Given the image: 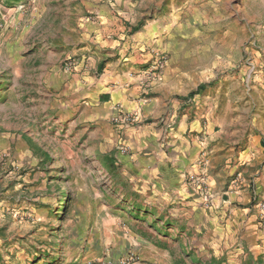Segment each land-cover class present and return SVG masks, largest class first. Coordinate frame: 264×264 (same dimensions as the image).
<instances>
[{
  "label": "rangeland",
  "instance_id": "374dc122",
  "mask_svg": "<svg viewBox=\"0 0 264 264\" xmlns=\"http://www.w3.org/2000/svg\"><path fill=\"white\" fill-rule=\"evenodd\" d=\"M160 2L145 8L134 24L103 28L87 0H0V264H127L126 230L150 233L146 227L177 234L179 264H252L249 258L239 263L235 256L220 255L214 246L203 253L190 248L192 237L199 244L219 242L212 232L194 236L180 225L172 232L170 224L161 223L163 216L138 210L132 216L111 215L118 227L115 241L104 233L100 242L93 232L106 228L107 207L115 202L107 180L115 135L88 131L79 121L88 113V78H99L118 56L97 53L101 39L118 37L116 45L126 49L127 35L145 19H159L146 70L161 51L158 74L165 82L157 93L174 99L179 117L189 113L194 131H212L200 139L205 143L200 159L205 151L219 153L212 135L217 131H245L243 141L249 131H264L261 0ZM85 54L96 57L97 73L80 75L75 69ZM166 117V108L160 109L152 121L161 125ZM214 155L211 172L221 162ZM118 203L121 210L132 204Z\"/></svg>",
  "mask_w": 264,
  "mask_h": 264
},
{
  "label": "crops",
  "instance_id": "0c3cea01",
  "mask_svg": "<svg viewBox=\"0 0 264 264\" xmlns=\"http://www.w3.org/2000/svg\"><path fill=\"white\" fill-rule=\"evenodd\" d=\"M87 1L97 13L100 25L111 28L118 26V22L140 21L145 8L152 6L155 0H106L101 4L100 0ZM261 2L264 4V0ZM145 22L142 28L126 36L127 48L132 46L130 50H121L116 45L118 37L97 42V53L118 54L102 68L99 78L91 74L92 70L98 71L96 57L82 55L75 67L82 70L80 75L91 74L88 85H92L86 94L91 96L86 103L87 117L79 121L90 128L88 131H111L115 135V151L109 154L107 165L109 199L115 202L107 207L106 228H96L93 232L100 242L104 233L115 241L118 227L111 215L132 216L138 210L147 216H163L161 223L170 224L172 232H178L180 225L186 231L191 228L194 236L199 232H212L219 242L199 244L192 237L187 241L190 248L200 247L203 253L215 247L220 255L235 256L239 263L249 258L252 264H258L264 259V224L260 222V207L256 204L264 201V131H249L244 141L245 131H217L212 135L219 140L216 144L221 145L219 153L212 151L209 155L205 151L202 155L206 153V158L200 159L199 153L205 144L200 139L205 134L211 135L212 131H194L197 124L190 121L189 113L184 112L179 117L174 99L157 93L165 82L164 76L152 80L146 68L154 52L149 47V40L155 38L153 24H159V19L153 16ZM140 38L145 39L143 44L139 43ZM136 39H139L137 43ZM140 49L146 51L140 53ZM255 79L259 81V75ZM165 108L167 117L163 124L157 125L152 120ZM132 111L140 113L139 121L112 123L114 116ZM214 153L221 162L215 172H211ZM200 165H204L203 169ZM200 175L206 178L213 194L210 205L203 203L194 184L193 177ZM121 199L132 203L131 207L127 206L128 210L124 205L125 208L120 209L118 201ZM183 216L188 218L186 222ZM153 229L146 227L150 233L140 234L133 229L126 230L127 264H179L177 234H163L157 227ZM187 243L185 241L184 245ZM191 264L212 263L203 260ZM222 264L231 263L225 260Z\"/></svg>",
  "mask_w": 264,
  "mask_h": 264
},
{
  "label": "built area",
  "instance_id": "2783aa9c",
  "mask_svg": "<svg viewBox=\"0 0 264 264\" xmlns=\"http://www.w3.org/2000/svg\"><path fill=\"white\" fill-rule=\"evenodd\" d=\"M163 63H164L163 56L161 54L156 56L153 62V65H152V69L148 73L151 76L152 80L157 79V77L159 76L158 71L163 66ZM112 119L117 120L123 124H131V123H135L139 121L140 113L137 111L123 112V113H119L118 115L114 116ZM193 181H194V184L196 185L198 192L201 195L203 203L205 205L212 204L213 194L208 188L206 178L200 175L197 177H193ZM256 204L259 205L260 207L259 208L260 218H261L260 222L263 225L264 224V201L262 202L257 201Z\"/></svg>",
  "mask_w": 264,
  "mask_h": 264
}]
</instances>
